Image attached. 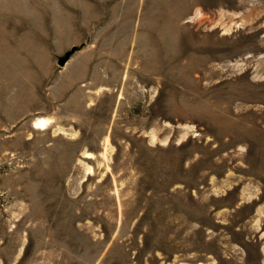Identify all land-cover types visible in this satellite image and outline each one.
Instances as JSON below:
<instances>
[{
    "label": "rangeland",
    "instance_id": "obj_1",
    "mask_svg": "<svg viewBox=\"0 0 264 264\" xmlns=\"http://www.w3.org/2000/svg\"><path fill=\"white\" fill-rule=\"evenodd\" d=\"M0 264H264V0H0Z\"/></svg>",
    "mask_w": 264,
    "mask_h": 264
},
{
    "label": "bare ground",
    "instance_id": "obj_2",
    "mask_svg": "<svg viewBox=\"0 0 264 264\" xmlns=\"http://www.w3.org/2000/svg\"><path fill=\"white\" fill-rule=\"evenodd\" d=\"M51 121L52 120H50L49 118L47 119V118H41V117H39V118H36L33 121V124L32 125L34 127L46 128L51 123ZM106 141L108 142V139ZM85 156L88 157V158H92L93 157L92 153H89V152ZM89 170H90V172H92L91 171L92 170L91 167H89L88 171Z\"/></svg>",
    "mask_w": 264,
    "mask_h": 264
},
{
    "label": "water",
    "instance_id": "obj_3",
    "mask_svg": "<svg viewBox=\"0 0 264 264\" xmlns=\"http://www.w3.org/2000/svg\"><path fill=\"white\" fill-rule=\"evenodd\" d=\"M76 49H77V46L76 45L72 46V48H70L69 50H67L64 55H62V56H60L58 58V63L60 65H64L66 63V61L69 59L71 53H73Z\"/></svg>",
    "mask_w": 264,
    "mask_h": 264
}]
</instances>
